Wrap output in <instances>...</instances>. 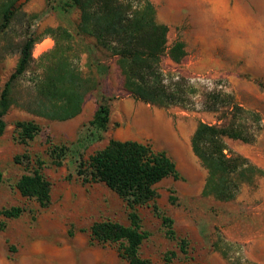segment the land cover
I'll return each mask as SVG.
<instances>
[{
  "label": "rangeland",
  "instance_id": "1",
  "mask_svg": "<svg viewBox=\"0 0 264 264\" xmlns=\"http://www.w3.org/2000/svg\"><path fill=\"white\" fill-rule=\"evenodd\" d=\"M57 1L18 0L15 17L0 38V91L27 37L34 40L32 51L44 39H50L54 47L50 30L61 27L74 36L79 12L61 13L55 7ZM149 1L156 21L168 29L167 44L184 43L181 62L175 64L165 57L160 68L166 83L184 80L190 87L188 100L168 108L134 100L123 89L114 60L91 45L87 53L91 41L74 36L66 55L98 86L85 95L76 117L50 120L32 112L38 100L31 87L41 68L40 57H31L27 72L13 89V104L0 135V264H129L120 257L118 243H98L90 236L95 223L128 226L126 202L104 184L84 183L76 176L77 142L101 98L109 107L108 128L101 140L79 149L82 160L110 139L136 141L165 152L178 174L177 179L168 177L155 185L154 202L135 208L145 233L139 257L150 264H264V176L242 181L232 200L220 201L206 190L207 170L194 156L190 142L199 123L217 122L227 96L245 108L261 106L264 120V98L256 97L264 95V0H229L230 17L245 21V26L234 29L232 38L223 43L217 39L219 28L211 6L202 0ZM236 37L247 40L238 44ZM97 62L107 64L108 70L99 69ZM214 96L218 112L208 111ZM16 122H32L40 131L24 142ZM225 142L251 165L248 157L264 153V132L253 144ZM54 147L58 158L50 154ZM36 168L49 183L46 206L22 197L16 189L20 176ZM14 207L22 210L19 216L1 214ZM159 216L171 220L172 236Z\"/></svg>",
  "mask_w": 264,
  "mask_h": 264
},
{
  "label": "trees",
  "instance_id": "2",
  "mask_svg": "<svg viewBox=\"0 0 264 264\" xmlns=\"http://www.w3.org/2000/svg\"><path fill=\"white\" fill-rule=\"evenodd\" d=\"M56 4L61 13L79 12L74 36L91 41L86 46L87 53H91V45L114 60L122 76V87L134 100L162 108L186 103L190 87H186L183 79L166 83L160 68L165 57L175 64L181 62L185 56L184 43L176 40L171 45L167 44L168 29L156 21L155 8L149 0H58ZM18 5V0H0V38L13 21ZM49 32L53 36L54 47L40 56L41 73L31 87L38 103L32 112L50 120L66 121L80 113L85 95L94 91L98 84L85 77L67 57L66 54L72 50L67 44L74 40V36L61 27ZM33 45L34 40L29 37L21 43L15 69L0 91V135L5 128L4 117L13 104V89L30 66ZM97 67L108 70V65H100V62H97ZM101 99L85 126V134L77 142L76 176L84 183L104 184L126 202L130 213L128 226L112 222L95 223L90 228V236L98 243H118L120 257L129 264H150L138 255L145 233L141 231L135 208L154 202L157 197L155 185L168 177L177 179L178 174L165 152L155 150L149 143L136 141L110 139L86 161L82 160L79 149L87 143L101 140L108 128L109 107L105 99ZM211 99L212 106L208 111L218 112L215 106L217 97ZM224 103L217 122L199 123L190 142L194 156L207 170L206 190L220 201H229L236 196L242 181L255 175L264 176V172L230 151L225 140L253 144L262 130V119L259 113L241 107L230 96ZM246 120L250 125H246ZM15 129L24 142L31 141L40 131L39 126L32 122H16ZM50 154H54V158L60 157L55 147ZM39 168L21 175L16 189L22 197L46 206L49 183ZM1 180L0 173V183ZM21 212L20 208L14 207L3 210L1 214L17 217ZM159 217L172 236L171 220L166 216Z\"/></svg>",
  "mask_w": 264,
  "mask_h": 264
},
{
  "label": "crops",
  "instance_id": "3",
  "mask_svg": "<svg viewBox=\"0 0 264 264\" xmlns=\"http://www.w3.org/2000/svg\"><path fill=\"white\" fill-rule=\"evenodd\" d=\"M202 2L208 4L211 6L210 12L214 15L215 19H213L214 25L216 28H219V31H217V39L220 43H223L226 39L232 38V33L234 32V29L240 28L243 29L245 26V21H234L232 17H230L229 13V0H202ZM247 39L245 37H236V41L238 44L243 43V41H246ZM258 40V39H257ZM256 40V41H257ZM256 97L258 99L264 98V95L261 93H257ZM241 106V105H240ZM243 107V106H241ZM245 108V107H243ZM247 110L255 111L260 114L261 116V126L262 130L261 132H264V120H263V108L259 105H253L249 106L248 108H245ZM260 132V134H261ZM259 134V135H260ZM259 137V136H258ZM262 156L256 155V156H250L248 159L253 164L252 166L256 167L257 169L264 172V153L259 152ZM245 158V157H244ZM250 164V163H249ZM251 165V164H250ZM253 178V177H251Z\"/></svg>",
  "mask_w": 264,
  "mask_h": 264
},
{
  "label": "built area",
  "instance_id": "4",
  "mask_svg": "<svg viewBox=\"0 0 264 264\" xmlns=\"http://www.w3.org/2000/svg\"><path fill=\"white\" fill-rule=\"evenodd\" d=\"M52 43L50 39H44L41 42L35 44L34 49L31 51V57L36 60L44 53L51 49Z\"/></svg>",
  "mask_w": 264,
  "mask_h": 264
}]
</instances>
